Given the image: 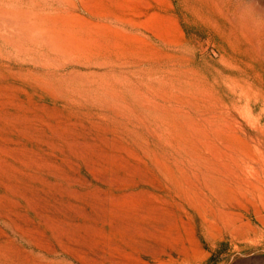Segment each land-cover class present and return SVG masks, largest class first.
Wrapping results in <instances>:
<instances>
[{
	"label": "rangeland",
	"instance_id": "374dc122",
	"mask_svg": "<svg viewBox=\"0 0 264 264\" xmlns=\"http://www.w3.org/2000/svg\"><path fill=\"white\" fill-rule=\"evenodd\" d=\"M0 264H264V0H0Z\"/></svg>",
	"mask_w": 264,
	"mask_h": 264
}]
</instances>
